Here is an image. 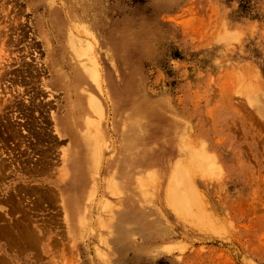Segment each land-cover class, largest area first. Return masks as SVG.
<instances>
[{
	"label": "rangeland",
	"instance_id": "1",
	"mask_svg": "<svg viewBox=\"0 0 264 264\" xmlns=\"http://www.w3.org/2000/svg\"><path fill=\"white\" fill-rule=\"evenodd\" d=\"M147 3L0 0V264H264V0H181L161 12L170 42L141 74L121 61L125 37L116 30L127 15L151 17ZM82 61L109 78L117 103L108 99L106 158L112 148L115 155L103 162L87 223L78 226L75 211L65 222L59 194L83 205L89 182L77 163L80 185L71 191L65 183L60 155L77 144L54 132L50 111L70 122L65 88ZM127 83L135 90L130 108ZM119 108L140 111L135 133L117 126ZM127 135L134 150L124 162ZM180 135L214 166L192 169L202 196L195 215L209 219L202 228L179 220L162 196ZM107 164L123 169L109 190ZM116 210L134 219L112 221Z\"/></svg>",
	"mask_w": 264,
	"mask_h": 264
},
{
	"label": "bare ground",
	"instance_id": "2",
	"mask_svg": "<svg viewBox=\"0 0 264 264\" xmlns=\"http://www.w3.org/2000/svg\"><path fill=\"white\" fill-rule=\"evenodd\" d=\"M52 63L53 62L49 63L50 67H53L54 64ZM46 66H47V62H43L42 70L46 69ZM0 67H1V63H0ZM56 73H58V71H56ZM72 73H74V77L70 79L73 81L74 85L72 88L70 87L65 88V93L68 94V96L73 97L69 101L70 102V122H66L63 125L59 115H57V113H55L54 111H50V117H51V120L53 121L52 122L53 130L59 136V138L68 136L71 139V141L74 140L75 143L77 144V148L76 147L73 148L74 143H72L69 145L68 148L64 149L63 151L61 150L62 152L60 155V162L63 163L62 175L64 174L65 176V179H64L66 180L65 183H67L68 186L72 189L71 191H73L76 185H80L81 180L78 177V173L76 171L77 169L75 168L77 163L79 164V167H80L79 169L80 177L87 179V181L89 182L88 192L86 194V197L84 198L83 205H80L78 203L77 201L78 199L76 196H74V194H71L72 195L71 201H67L65 191L62 190L60 191V194H59L60 202L62 203L63 211L65 215V220H66L65 222L68 223L69 221L68 216H71L70 213L71 212L74 213L75 211L76 213L73 216L76 219V224L78 226H83L85 223H87L86 217L88 213V204H89L88 202L92 198L95 188H96V183L98 181V178L101 176L103 162H111L113 156L115 155L114 154L115 150L114 148H112L111 152L113 154L109 158H106V154H107L106 151H108L111 146L110 137L108 134V128H109L108 123L110 122V119H109V107L110 106H109L108 99H111V101H113L116 106L117 97L114 96L113 83L110 82L109 78H107L106 75H104L102 71L100 70V68H98L97 66L89 68L82 61L80 63L75 64L72 67V72L71 74L70 73L69 74L72 76ZM42 82L45 83L44 80H42ZM107 83L110 84L109 87H110L111 93L110 91L108 93V91L105 88ZM245 86H244V89H248V88H245ZM43 88L45 90H49L50 94L48 98H51L52 94L50 92L51 90L49 86L47 84H43ZM125 89H126V102L127 103L125 104L124 108H127V107L130 108V106L133 105L134 101L136 100L135 90L132 87V84L130 83L126 84ZM70 91L72 92V94L70 93ZM107 100H108V103H107ZM119 110L120 112L118 115L117 126L121 128L122 125H126L130 128V131H128L130 135L131 133H135V130H137L140 125V120H139L140 111L136 110L134 112H131L129 111L130 110L129 109L122 113V108H119ZM113 117H114V114H113ZM182 132H185V131H182ZM130 135H127L124 137L125 138V150H124L125 159H123L124 162L128 158L127 155L132 150V148L134 150V146L131 141V138L133 137ZM181 136H182V139H180ZM177 138L180 139L179 142L177 141L174 144V147L177 153L176 155H172V157L168 161L169 162L167 165L168 169H167V166L165 167L167 169V170L165 169L167 172V178L165 180V185L162 190V196H163V199L167 207L174 213V215H176L177 218H179V220L182 219V220L189 221L193 225L195 224L196 226H199V227L201 226L202 228V227H205L204 225L206 223H208L207 222L208 216L206 217V214L204 213L203 210L202 212L198 211V214L195 215L198 209L201 210L200 206L202 202L200 203L198 198L202 196L199 197V194L197 193L198 191H197L196 185L192 180L193 177H195L194 175H196V173L193 174L192 172L193 171L200 172V170H204V171L211 170L209 172H212L214 170V166H212L213 167V170H212L211 169L212 161L210 160L211 158L209 159V156L206 155V153L202 149L198 148L195 145L193 146L190 144L191 137L189 136L190 141L187 140L188 134H187V138H184L183 135H180ZM171 141L172 140L169 141V144L171 143ZM148 155L150 158H153L154 157L153 151L150 150ZM136 160L138 159L134 158L135 162ZM108 166L109 164H107L106 166V171L105 173H103L104 175L102 179V182L103 181L104 183L106 182L107 190H109L110 184L112 183V181H109V180L112 179L114 174L120 176V174H122V171H123L122 167L112 169V168H109ZM193 168L194 170L192 171ZM74 180H75V183L73 184ZM111 188L115 189L114 186H111ZM127 191H128L127 194L130 196V194L132 193L131 191L133 190L129 188ZM106 202L107 201H105L104 205L108 204ZM104 205L103 207L106 208V206ZM197 207H200V208L196 209L195 211L194 208H197ZM104 211L106 213L108 209H104ZM98 218L100 217L98 216ZM115 219H117L118 221H122L124 219L129 221L134 218L133 217L124 218L121 215L120 210L119 211L116 210V211H112V221ZM100 227H101V224H100ZM211 227L212 226H210V228ZM118 236H119V231L116 233V237Z\"/></svg>",
	"mask_w": 264,
	"mask_h": 264
},
{
	"label": "clouds",
	"instance_id": "3",
	"mask_svg": "<svg viewBox=\"0 0 264 264\" xmlns=\"http://www.w3.org/2000/svg\"><path fill=\"white\" fill-rule=\"evenodd\" d=\"M181 0H148L146 7L152 9L151 17L144 15H127L119 22L116 30L118 37H125L120 49V59L126 62L129 71L138 68L143 71V63H156L163 57L169 41V33L159 21V14L180 6ZM136 61H139L137 64Z\"/></svg>",
	"mask_w": 264,
	"mask_h": 264
}]
</instances>
